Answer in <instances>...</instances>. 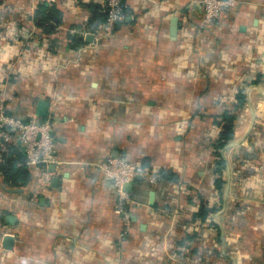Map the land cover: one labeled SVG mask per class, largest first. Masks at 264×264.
<instances>
[{
    "label": "crops",
    "instance_id": "0c3cea01",
    "mask_svg": "<svg viewBox=\"0 0 264 264\" xmlns=\"http://www.w3.org/2000/svg\"><path fill=\"white\" fill-rule=\"evenodd\" d=\"M200 1L124 0V22L96 42L82 34L98 23L93 13H104L103 0L45 4L56 11L51 32L37 25L40 3L0 0L11 8L0 12V98L21 116L35 114L39 101L54 107L60 161L51 171L56 185L50 179L46 190L34 171L23 187L0 178V264H193L194 247L215 250L228 264H264V181L244 196L251 221L242 237L225 226L232 203L227 208L223 190L218 201L208 146L215 115H236L225 146L232 154L246 122L264 112V0H236V8L205 28ZM79 38L83 43L74 46ZM238 91L244 101L235 108ZM108 157L144 160L150 173L177 178L154 187L145 177L132 184L137 206L124 238L111 186L90 166ZM223 159L231 168L235 156ZM258 161L263 169L264 157ZM200 198L215 208L211 227L191 218ZM8 215L13 224L4 221ZM6 235L14 240L10 250L1 245Z\"/></svg>",
    "mask_w": 264,
    "mask_h": 264
},
{
    "label": "built area",
    "instance_id": "2783aa9c",
    "mask_svg": "<svg viewBox=\"0 0 264 264\" xmlns=\"http://www.w3.org/2000/svg\"><path fill=\"white\" fill-rule=\"evenodd\" d=\"M35 3L53 4L55 0H32ZM105 20L90 32L83 35H92L94 41L103 40L112 35L115 27L122 24L127 17L124 0H103ZM236 0H201L202 12L200 28L213 25L224 11L236 8ZM11 11L9 6L0 5V12ZM5 100L0 98V165L5 162V155L10 150H20L23 154L22 164L36 173V181L43 188L49 186L52 173L49 166L56 167L60 161L56 157L55 140L52 129L57 124L54 107L47 109L43 118L34 113L22 117L7 112ZM97 172L108 180L115 197L113 212L121 218L124 228L119 234L124 238L130 223V211L137 206L133 202L130 192L124 191V185L134 184L138 176L145 177L150 186L161 182L156 173H146L133 162L108 157L91 163ZM126 228V229H125Z\"/></svg>",
    "mask_w": 264,
    "mask_h": 264
},
{
    "label": "trees",
    "instance_id": "16d2710c",
    "mask_svg": "<svg viewBox=\"0 0 264 264\" xmlns=\"http://www.w3.org/2000/svg\"><path fill=\"white\" fill-rule=\"evenodd\" d=\"M56 12L54 9L47 7L44 3H40L38 5V13L43 14V17L39 20H37V25L41 28L47 29L48 32H51V27L49 26L48 22L53 21V13ZM93 19L98 21L97 24H102L105 20V12L97 14L96 12L93 13ZM41 22V23H39ZM48 24V25H47ZM93 24H87V27L91 30L95 29L97 27ZM70 41H72V37L69 38ZM83 43L82 38L75 39L74 40V46H79ZM261 76L258 75L257 78H260ZM244 101V96L241 93V91H238L235 97V108H240L242 106V103ZM8 112V111H7ZM10 113V112H8ZM25 115H22L24 117ZM216 119L215 125L217 127V132L214 138H211L209 140L208 146L209 149H211V156L213 158L214 164H213V185L218 192V195L220 196V199L218 201L222 202V195L221 190L223 188L224 181L221 177L222 169L225 167V161L221 155V150L225 148L227 143L230 141V139L233 136V123L235 121L236 115L230 111H224L220 114L215 115L214 117ZM215 159V160H214ZM23 154L20 150H10L5 155V162L3 165H0V178L2 181L6 184H8L11 187H23L28 182H30L32 178V170L25 167L23 164ZM235 162V160H234ZM237 166L235 168V183H244V186L252 187L255 183H258V177H257V171H260V168H262L261 162H258L257 164H251L250 162H245L244 164L240 165V163H237ZM141 169L146 172L150 173L149 166L147 163L144 162V160L139 164ZM149 171V172H148ZM160 176L161 182L165 183L166 181L171 182H177V178L172 175V173L159 170L158 172H155ZM136 182V181H135ZM242 187V186H241ZM187 197V198H186ZM186 198L187 202H191L190 196H186L185 194H182L180 196V199ZM202 200V198H200ZM185 201V200H184ZM232 214L231 216L227 217V225L225 226L237 228L238 225H245L246 223V210L244 211L240 208L234 205L233 208H231ZM215 211V208L209 206L208 200L201 201L198 206L196 207V210L192 214V220L194 222H197L198 225H204V227H211L210 223V216ZM249 214V213H248ZM230 223L232 225H230ZM230 225V226H229ZM227 227V228H228ZM240 227V226H239ZM218 231V229H217ZM183 242H178L177 245H182ZM200 250L196 247L193 249H190L189 256L190 259L193 258V264H214L211 262V258L219 259L218 253H215V250ZM181 253V252H179ZM180 255V254H179ZM182 258V256H179ZM195 258H198L197 260H194ZM220 262L216 261V263L225 264L226 260L223 257H220ZM180 261V260H179ZM228 264V262H226ZM182 264H184V260H182Z\"/></svg>",
    "mask_w": 264,
    "mask_h": 264
},
{
    "label": "rangeland",
    "instance_id": "374dc122",
    "mask_svg": "<svg viewBox=\"0 0 264 264\" xmlns=\"http://www.w3.org/2000/svg\"><path fill=\"white\" fill-rule=\"evenodd\" d=\"M251 89L252 88H249L250 91ZM255 113L252 115L250 123L246 122L247 124L246 126L248 127L246 126L245 127L247 128L248 131L245 134V136L237 137L238 138L237 142L231 145V148H232L231 152L235 156V159H234L235 162L232 163L231 168L226 166L222 169V172H221L222 180L225 182L222 190L224 192V196H225L224 200H225V205L227 206V208L229 204L232 203V207H234L235 205L237 207H240L243 211L244 209L247 211V209H249L247 208V205H249L251 202L249 201L248 202L249 204H247L246 200L244 199V196L247 195V193H249L252 190H260L261 189L260 185L264 181V168L263 169L260 168V171L259 170L257 171L258 183H255L253 185L255 186L253 187L254 189H252V187L244 186L245 185L244 183H240V182L235 183V175H236L235 168L237 166L236 162L240 163V165L244 164L245 162H248V163L250 162L251 164L255 165L259 162L258 160L264 157V150H263L264 147L262 146V140L264 142V112L262 114H259V113L255 114ZM247 114L248 113L246 112L245 118L249 120V115ZM241 142L243 146L239 145ZM229 150L230 148H225V153L222 151L223 158H229L232 155L229 152ZM213 164L214 162L212 163V168H213ZM249 211H251V209H249L246 212V221L247 220L251 221V219L249 218L250 216L248 215V213H250ZM220 214H221V217L224 216L225 211H223ZM226 214H229V213L226 211ZM260 215H261V211H257L256 216L260 217ZM218 218L219 217H217L216 219L214 218V221L217 222ZM227 222L228 221H226V223ZM237 230L239 233H241L242 237L245 236L244 225L243 226L238 225ZM179 262L181 264L182 261L180 260ZM186 264H190V263L186 262Z\"/></svg>",
    "mask_w": 264,
    "mask_h": 264
},
{
    "label": "water",
    "instance_id": "95a60500",
    "mask_svg": "<svg viewBox=\"0 0 264 264\" xmlns=\"http://www.w3.org/2000/svg\"><path fill=\"white\" fill-rule=\"evenodd\" d=\"M176 26H177V22L176 20L173 21L172 23V26H171V35H174L175 34V30H176ZM92 40V35L90 34H87L85 36V41H91ZM47 102H44V101H39L36 105V109H35V116L39 117V118H43L46 116L47 114ZM54 170V166H49V171H53ZM141 176H138L137 179H140ZM56 182H57V178H52L51 179V186L55 187L56 185ZM131 188H132V184H126L124 185V191L125 192H130L131 191ZM12 192H16V190H12ZM152 196L153 194H150V198L152 199ZM151 199L149 201V204H151ZM4 221L7 223V224H13V222L15 221V218L11 215H8V216H5L4 218ZM140 229L143 230L144 229V226L141 225L140 226ZM13 237L11 236H4L2 238V241H1V245L3 247V249L5 250H10L12 248V245H13Z\"/></svg>",
    "mask_w": 264,
    "mask_h": 264
}]
</instances>
